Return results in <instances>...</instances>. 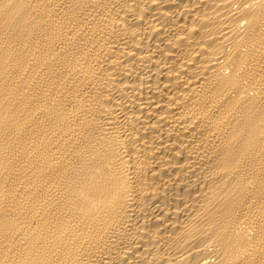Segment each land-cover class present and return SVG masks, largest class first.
Instances as JSON below:
<instances>
[{
  "label": "bare ground",
  "instance_id": "6f19581e",
  "mask_svg": "<svg viewBox=\"0 0 264 264\" xmlns=\"http://www.w3.org/2000/svg\"><path fill=\"white\" fill-rule=\"evenodd\" d=\"M0 264H264V0H0Z\"/></svg>",
  "mask_w": 264,
  "mask_h": 264
}]
</instances>
